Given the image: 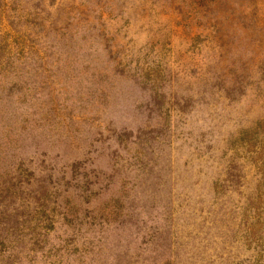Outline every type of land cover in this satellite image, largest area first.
I'll list each match as a JSON object with an SVG mask.
<instances>
[{
	"label": "rangeland",
	"instance_id": "1",
	"mask_svg": "<svg viewBox=\"0 0 264 264\" xmlns=\"http://www.w3.org/2000/svg\"><path fill=\"white\" fill-rule=\"evenodd\" d=\"M0 264H264V0H0Z\"/></svg>",
	"mask_w": 264,
	"mask_h": 264
}]
</instances>
